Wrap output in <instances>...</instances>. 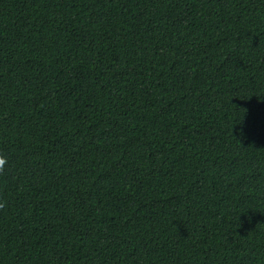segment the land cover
Masks as SVG:
<instances>
[{
  "label": "trees",
  "instance_id": "trees-1",
  "mask_svg": "<svg viewBox=\"0 0 264 264\" xmlns=\"http://www.w3.org/2000/svg\"><path fill=\"white\" fill-rule=\"evenodd\" d=\"M0 264H264V0H0Z\"/></svg>",
  "mask_w": 264,
  "mask_h": 264
},
{
  "label": "clouds",
  "instance_id": "clouds-1",
  "mask_svg": "<svg viewBox=\"0 0 264 264\" xmlns=\"http://www.w3.org/2000/svg\"><path fill=\"white\" fill-rule=\"evenodd\" d=\"M5 163V158L4 157H0V166H3Z\"/></svg>",
  "mask_w": 264,
  "mask_h": 264
}]
</instances>
